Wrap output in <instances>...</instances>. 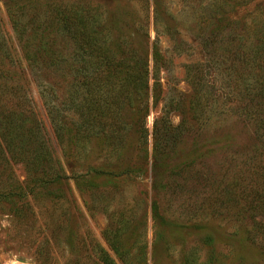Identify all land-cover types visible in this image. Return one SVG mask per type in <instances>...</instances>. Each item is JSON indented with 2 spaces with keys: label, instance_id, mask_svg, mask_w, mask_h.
Listing matches in <instances>:
<instances>
[{
  "label": "rangeland",
  "instance_id": "rangeland-1",
  "mask_svg": "<svg viewBox=\"0 0 264 264\" xmlns=\"http://www.w3.org/2000/svg\"><path fill=\"white\" fill-rule=\"evenodd\" d=\"M227 1L0 0L10 136L52 159L0 137V264H264V0Z\"/></svg>",
  "mask_w": 264,
  "mask_h": 264
},
{
  "label": "trees",
  "instance_id": "trees-1",
  "mask_svg": "<svg viewBox=\"0 0 264 264\" xmlns=\"http://www.w3.org/2000/svg\"><path fill=\"white\" fill-rule=\"evenodd\" d=\"M5 1L8 2V4H10V5H8V9L10 8L8 11H9V17H10V21H11L12 25L15 27H20L19 25H21L22 22L25 21V20L23 21V18H22V15H24L23 10H22V5L24 4L25 1H29V0H20L21 2L24 1L21 3V10L22 11H14L13 7H11V4H12V6L17 4L18 0H5ZM237 1L236 0H228L227 2L231 3L232 5L237 7V5L239 4V3H237ZM54 9H55L56 15H58V13L61 14L62 11H61L60 7L59 8L57 7ZM47 10L48 9L45 7L41 12H37V13L34 12L31 15L33 18H35V20L37 22L34 24V26L41 28L40 30L42 32L45 29L44 26L42 27V22H43L42 17L44 16V14ZM217 10L221 14L224 13V9H222L221 6L218 7ZM210 19L211 18H207L206 19L207 22H210ZM217 20H218V18H217ZM39 21H41V24ZM84 24H85V19L83 16H81L80 19L78 20V25L80 27H82L84 29V31L80 30V33H83V34L80 37L79 42H80V40H85V42H82V47H83V49H86V50L91 49V45H93V44H95V46L97 47V45H96L97 41L94 40L95 38L92 35V33L85 29ZM21 27L24 28V25H22ZM45 35H47L46 38H48V34H45ZM88 38H93V42L92 43L86 42V39H88ZM104 54L105 53H102L101 51H99V55L97 52L95 54V58L99 57V59H103ZM158 56H159L158 47L156 44H154L153 45V59L155 62H157ZM255 65L258 69L259 68L264 69V64L260 60ZM200 77L201 76H199V75H196V76L193 75L192 79H191L192 84H193L192 86H193V89L195 92V94L191 100V104H190L191 105L190 110L192 111V114L195 117L194 118L191 115L193 119L198 118L199 115L204 113L203 109L199 107L198 98L200 97V95H199L200 91H202L203 89H206V87H205V84L202 83V78H200ZM259 80H260L259 85L261 87L260 88V90H261L260 96L262 98H264V76H261ZM204 92H206V91H204ZM203 95H204V93H203ZM244 96L247 97V95H244ZM10 102H11V99L7 95L0 93V124H2L1 129H0V137L2 139L1 141L3 142V145L7 148V151L10 152V154H12L14 157H15V154L13 153V150L15 148H17L18 153L22 154V157L25 159V162H27L28 164L29 163L30 164L31 163L32 164H41V163L50 164L52 159H51L49 150L46 148L45 142L43 140L41 142H37V139H38L36 136L37 123H36V119H35V116H34L32 111L27 110V112L29 113L30 120H32L33 124L35 125L32 128L34 130L29 131V133L27 135H24V130H21L22 125H20L21 133H20L19 138L15 139V138H12L10 136L9 129H10L11 112L7 108L9 106ZM27 112L23 115V119H25V118L27 119V117H28ZM0 147H1V144H0ZM153 149H154V152L157 151V142L156 143L154 142ZM113 249H114V252L119 255V251H117L115 248H113Z\"/></svg>",
  "mask_w": 264,
  "mask_h": 264
}]
</instances>
